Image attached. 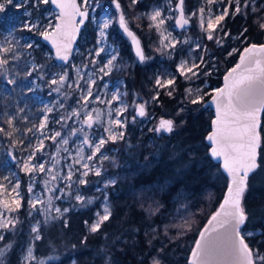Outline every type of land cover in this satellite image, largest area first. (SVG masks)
Instances as JSON below:
<instances>
[{
    "label": "snow or ice",
    "instance_id": "obj_1",
    "mask_svg": "<svg viewBox=\"0 0 264 264\" xmlns=\"http://www.w3.org/2000/svg\"><path fill=\"white\" fill-rule=\"evenodd\" d=\"M54 4L59 9V20L54 27L51 23L42 26L40 19H26L20 25V30L36 32L45 41H50L55 48V58L67 62L72 55V45L85 20L89 19L88 9L92 7L89 0H20L16 7L31 4L39 9L41 4ZM171 3V0H169ZM11 4L12 0H6ZM138 3L131 0L130 7ZM117 10L116 23L132 38L135 45V55L139 62L144 63L150 59L145 55L139 39L129 27V21L121 7L120 0H112ZM5 10V3L0 2V12ZM257 11L254 0H203L201 6L190 12L187 16L184 11V0H176L175 8H169V12H176L175 17L166 15L162 8H154L147 14L151 21L149 27L154 28L159 34V49L166 50L171 56L177 49V45H189V53L195 51L197 56L189 59H180L172 72L156 75L153 82V94L150 97L152 103H158L161 93L172 97L176 92L177 79L193 81L201 75L208 76L210 71L203 53L207 52L206 45L189 38L179 39L164 27L168 20H174L176 26L187 30L195 18L197 27L202 33V39L213 41L220 47L230 36L225 30L223 21L231 14L247 15L248 11ZM31 17L32 13H25ZM79 17V21H77ZM139 19V18H138ZM113 23L111 17H106L99 27V35L95 45L88 51L86 60L80 66L72 65L75 76L70 77L68 72L59 74L50 81L52 92L61 93V88H75L78 99L74 101L76 107L65 108V104L57 100L51 107H45L44 115L38 123L25 126L23 129L17 126V116L7 115L3 121L7 128L0 126V134H4L15 140L21 151L26 155L19 158L20 170L29 176L26 192L29 198L27 215L32 217L30 224L31 239L22 248L20 264H47L44 258L36 255V242L43 239L42 227L62 220L67 227L66 214L81 207H88L94 202V197H86L81 186L89 183L87 177L100 176L105 161L112 158L106 153L105 145L126 141V133L129 124H135L138 118L148 116L149 100H144L134 95L131 103L124 98L127 92L121 93L116 88L110 97L100 95L101 87L98 81H104L106 76H111L114 71H120L124 65L119 50L107 44L106 29ZM260 27L264 29V24ZM51 29V30H50ZM244 29L238 39L247 37ZM15 41V42H14ZM12 32L0 43V76H4L8 85H15L16 80L10 75L8 65L10 60H19L23 54ZM39 47V44H36ZM22 47L33 48L32 42H26ZM233 52L239 49H233ZM104 54L102 57L101 54ZM232 52L229 53L231 55ZM30 55V54H29ZM42 65L32 63V71H39ZM107 88V84L103 85ZM212 92L205 93L203 89H185L188 103L193 105L203 101L205 95L212 98L216 108V118L212 122L213 130L206 137L210 142V156L223 158V168L230 177L227 193L219 210L211 215L207 225L199 232V239L191 253V264H264V252L259 248L250 246L247 238L255 233L245 228L248 222V213L244 206V194L248 188L250 174L260 168L261 135L260 117L264 113V44H249L243 49L239 63L231 68L224 76L223 87L216 88ZM66 100L68 93H62ZM96 103H103L106 108L93 107ZM116 106L113 108L112 105ZM132 109L131 119L125 113ZM63 110V111H61ZM183 108L178 110L183 112ZM19 109V112H23ZM53 111L57 115L50 121L49 114ZM26 121L27 117H21ZM71 122V123H70ZM102 127V132L91 131L94 126ZM175 121L172 119H160L153 131L157 134L172 133L175 129ZM18 134V135H17ZM25 140L27 143L25 144ZM46 141L50 144H46ZM14 145V146H15ZM131 147V144H128ZM49 149H54L50 151ZM87 149V151H86ZM17 160L16 156L11 157ZM37 182L42 187L37 190ZM116 183L115 179H109L104 187ZM61 184L63 187H61ZM100 189L97 188V191ZM75 201L70 208H61L56 201ZM104 203L101 212H97L96 219L88 225L90 233H97L105 222L113 216L111 205L108 203L107 194L103 197ZM25 196L21 191L18 179L12 180L5 176L0 180V264H5V257L13 247V240L4 243L5 236L14 237L20 223L18 215H15L24 206ZM161 205L157 204L156 211ZM151 211V210H150ZM88 222L85 221V224ZM151 227V226H150ZM138 231V230H136ZM155 231V229H153ZM147 235V233H146ZM264 235V231L260 232ZM87 242V237L81 240ZM152 240H148L151 245ZM73 248L76 245H72ZM162 251V249H160ZM101 258L104 264H112V257L108 252L101 250ZM48 259H53L49 257ZM72 264H76L75 260ZM141 264H145L144 261ZM146 264H161L157 256L147 258Z\"/></svg>",
    "mask_w": 264,
    "mask_h": 264
},
{
    "label": "trees",
    "instance_id": "obj_2",
    "mask_svg": "<svg viewBox=\"0 0 264 264\" xmlns=\"http://www.w3.org/2000/svg\"><path fill=\"white\" fill-rule=\"evenodd\" d=\"M101 1L103 7H113L112 0ZM192 1L185 0L189 11L194 7ZM120 3L150 59L144 64L138 62L133 65L135 55L131 45L119 25L116 26L111 40L122 46V56L126 57L119 76L125 78L130 91H137L140 97L150 100L155 76L162 74L164 68L174 70L177 62L176 59L167 60L165 54L160 53L159 34L149 27L151 21L147 12L160 0H138L131 7V0H120ZM254 5L257 11L249 10L246 16L233 17L230 14L225 19L223 25L230 36L224 40L223 47L207 42L218 67L217 77H214V68L208 76L211 87L223 84L225 73L236 64L245 47L252 43L264 44V29L260 27L264 24V9H259L260 0H254ZM244 29H247L244 34L247 39H238ZM88 34L94 41L95 29L91 28ZM235 47L239 51L233 52ZM37 60L43 61L39 53ZM4 84L5 79L0 76V119L5 112ZM188 85V81L177 79V90L172 97L162 92L159 102L150 104L151 111L157 112L160 118L174 119V131L157 134L146 127L129 125L127 143H111L109 149L117 150L114 158L105 162V172L100 176L89 175V183L82 187L83 194L94 197V202L88 207L69 211L67 227L62 220L43 226V239L36 243L39 254L55 250L60 255L55 264H71L73 260L76 264H104L101 258L103 249L111 255L112 264H141L142 261L146 264L152 255L157 256L161 264H190L199 232L219 209L230 178L221 164L210 156L211 146L206 139L214 119V111L209 105L211 96L207 95L199 104L188 103L185 96ZM180 108L184 110L178 114ZM260 132L261 164L249 179L244 206L248 213L245 228L255 233L247 241L250 246L264 252V235H260L264 231V115ZM113 178L116 183L107 187L113 216L99 232L90 233L88 225L94 222L95 213L103 202L96 188ZM157 204L161 205L159 211H156ZM25 205L19 211L18 231L14 237L5 236L4 243L13 240L5 264H20L22 248L31 238L30 224L33 221L27 215ZM84 237H87V242L82 244ZM149 239L152 240L151 245L148 244Z\"/></svg>",
    "mask_w": 264,
    "mask_h": 264
},
{
    "label": "rangeland",
    "instance_id": "obj_3",
    "mask_svg": "<svg viewBox=\"0 0 264 264\" xmlns=\"http://www.w3.org/2000/svg\"><path fill=\"white\" fill-rule=\"evenodd\" d=\"M0 2L5 3V10L3 12H0V43H2L3 40L8 36L9 32H12V35L17 40H19L18 47L20 51L23 53L19 60H15V61L10 60V63L8 65V68L10 70V75L12 78H15L16 84L8 85L6 83L5 77L3 76V78L5 79V84L3 87L4 89L3 92L5 96V112L0 119V126H4L7 128V125L3 123L6 114L16 115L17 126L22 129L25 126H31V124L33 123H38L39 119L44 115L45 107H51L55 105L57 103V100H60V102L64 103L66 109H68L69 107H76L74 101L78 99V93L76 92L75 88L70 89L67 87V85H65L64 87L61 88V93H55L52 92L51 90L52 87L55 86H50V81L53 78L58 77L59 74H63L65 71L68 72L70 77H74L75 70L71 66L73 64L76 66H80L82 63H88V61L86 60L88 51L92 49L93 46L95 45L99 35V27L106 17H111V19L113 20V23L110 25V27L106 29V32L108 34L107 44L114 46L119 50L122 64L124 65L126 57L122 56L121 53L122 46L111 40L112 38L111 35L115 36L114 33L116 30V26L119 25L118 23L115 22L118 13L114 5L113 7H103V2L101 0H89V3L92 5V7L88 9L90 11V19L82 31L81 38L75 49L72 60L68 64H64L63 62H58L55 60L53 52L46 44L43 43L42 37L39 36L38 33H36L35 31L28 32L27 30H20V25L24 20L36 19L37 17L40 19L42 26H47L49 23H51L52 26L54 27L57 24L58 19H56V17L59 15V12L51 5V3H49L48 5L41 4L39 9L37 10L33 8L30 3L26 4L23 7H16V4L20 2V0H12L11 4L6 3V0H0ZM202 3L203 0H193L192 4L194 7L192 10L189 11L186 2L184 0V8L186 11V16L190 12L196 11L201 6ZM175 6H176V0H171V3L169 2V0H160V3H155L151 6L147 14L150 13L154 8L159 7L164 10L166 15L170 14L171 16L175 17L177 15L176 12H171V13L169 12V8L170 7L175 8ZM260 8L264 9V0H260L259 9ZM26 11L32 13L31 17H27L25 15ZM164 27L167 28L169 31H171L172 35L176 38L179 39L189 38L192 41H199L203 45H206L207 52L203 53V55L205 56L207 66L210 65V63L213 61L211 63V68L207 70L211 72V69L214 68L213 69V73H215L214 77H217L216 72L218 70V67H217V63L215 62L216 57L212 55L213 51L211 50L209 44L207 43L208 41L206 39H202V33L197 27V22L195 18L192 19V25L188 27L186 31L178 30L177 26L174 23V20L172 19L168 20V22L166 23V25H164ZM91 28L95 29L96 31V37L94 41L91 40L88 34ZM26 42H32L33 48L28 49L22 47ZM37 43L39 44V47L36 46ZM216 46L219 47L217 44ZM188 49H189V45H177L176 51L171 56H169L166 50L164 51L160 50V53L161 54L164 53L165 58L167 60L172 61L176 59L177 61L176 63H178L180 59H189V56L195 58L197 56V53L195 51L189 53ZM233 49H238V47H235ZM38 53L40 57L43 59L42 62H39L37 60ZM101 56L103 57L104 54L102 53ZM32 63L42 65V67L39 69L38 72L33 71L32 75L28 76L27 72L32 71L31 69ZM136 63H138V60L134 56L133 65H135ZM172 71L173 70L171 69H166V68L163 69V73L172 72ZM119 72L120 71H114L111 76H106L104 78V81H98V85H100L101 87L100 95L102 97L105 96L110 97L111 93L115 91L116 88H119L121 93L127 92V96L124 99L128 103H131L134 95H138V96L140 95L137 91L129 90L127 81L125 80L124 77L119 76L120 74ZM208 76L201 75L200 78L198 79H194L193 81H188L189 85L187 86V88L191 87L193 90L200 88L203 89L205 93H209V92L214 93L213 90L219 87L217 86L211 87V82H210L211 80L208 79ZM105 84H107V88L103 87V85ZM64 92L68 93V98L66 100L62 96V93ZM206 96L207 95L204 96L203 100H205ZM151 103L152 102L150 101L148 105V116L143 117L141 119L138 118L137 122L134 125L133 124H129V125L132 126L139 125V127L148 128V131H153L152 129L156 127V125L160 120V117L158 116L157 112L151 111L150 109ZM115 106H116L115 104L112 105L113 108ZM93 107L104 110L105 112L104 118L106 119L107 108L103 103H96L93 105ZM19 109H23L24 111L19 112ZM131 112L132 109L130 108L129 111L125 113V116H128L129 119H131ZM56 115H57L56 111L50 113L49 120L51 121ZM25 116L27 117L26 121L21 119V117H25ZM91 131L100 133L102 132V127L98 125L94 126V128ZM26 143L27 140H25V144ZM46 144H50V142L46 141ZM110 144L111 143L105 145L104 150L113 159L114 153L116 152L117 149L115 148L109 149ZM14 145H15V140L10 139L4 134H0V180H2L3 177L5 176L9 177V179L12 180L18 179L21 185V191L25 196V201H27V199L29 198V194H27L26 192V186L29 183L30 178L27 174H25L23 171L20 170V166L18 163L19 158L26 155V153L21 151L19 145H15V146ZM49 150L54 151V149H49ZM12 156H16L17 160L15 161L12 160L11 159ZM105 162L102 167L101 174L104 173L106 170ZM87 179L89 181V176L87 177ZM106 182L107 181H105V183ZM41 187L42 185L39 182H37V190H40ZM61 187H63L62 184ZM82 187L83 185L81 186V191L83 193ZM97 188L100 189L99 190L100 193L98 196L104 197V194L106 193L108 197L109 193L107 188L104 187V185L98 186ZM74 203L75 201H69V200L56 201V204L60 206L62 209L70 208L71 205ZM103 203L104 200L102 202V207H103ZM108 203L111 205L109 197H108ZM26 205L25 207L28 209V205L27 206ZM102 207L97 212H101ZM15 215L19 216V212L16 213ZM95 219H96V215H95ZM36 255L40 258H44L47 261V264H55L60 259L59 257L60 255L55 250H50L44 255L39 254L37 251V245H36ZM49 257H53V259H48Z\"/></svg>",
    "mask_w": 264,
    "mask_h": 264
},
{
    "label": "water",
    "instance_id": "obj_4",
    "mask_svg": "<svg viewBox=\"0 0 264 264\" xmlns=\"http://www.w3.org/2000/svg\"><path fill=\"white\" fill-rule=\"evenodd\" d=\"M80 2V0H77V3H79ZM51 3V2H50ZM55 9H57L58 10V12H59V9L54 5V4H51ZM122 7V6H121ZM184 11H185V8H184ZM88 12H89V19H90V11L88 10ZM185 15H186V11H185ZM77 19V21H79V17H77L76 18ZM89 19L88 20H85V22H84V24L80 27V31H79V33L77 34V36H76V40H75V42L73 43V45H72V55L69 57V60L67 61V62H64V61H60V60H58V59H56L55 58V55H54V58H55V60L56 61H58V62H63L64 64H68L71 60H72V58H73V55H74V52H75V49H76V47H77V45H78V43H79V40H80V38H81V34H82V31H83V29L85 28V26H86V24H87V22L89 21ZM57 23H59V20H57ZM191 25H192V23H191ZM190 25V26H191ZM189 26V27H190ZM120 27V26H119ZM129 27H130V29H131V31H133L134 33H135V35H136V37L139 39V41H140V43H141V46H142V48L144 49V52H145V47H144V44H143V41H142V39H141V37L138 35V33L129 25ZM177 28H178V30H182V29H180L178 26H177ZM121 29V28H120ZM121 31L126 35V37H127V39H128V41H129V43H130V45H131V48H132V51H133V53H134V55H135V45H134V43H133V41H132V38L131 37H129L122 29H121ZM42 41H43V43L44 44H46L50 49H51V51L53 52V54H55V48L53 47V45L51 44V42L50 41H45L43 38H42ZM257 45H260V44H257ZM243 52V51H242ZM241 52V53H242ZM241 53H240V55H241ZM145 55H146V52H145ZM135 57H136V55H135ZM137 58V57H136ZM138 60V59H137ZM239 60H240V56H239V59H238V61L236 62V64L237 63H239ZM138 62H139V60H138ZM139 63H141V62H139ZM235 64V65H236ZM234 65V66H235ZM233 66V67H234ZM233 67H231V68H233ZM230 68V69H231ZM229 69V70H230ZM228 70V71H229ZM227 71V72H228ZM227 72L225 73V75L227 74ZM224 75V76H225ZM223 85H224V77H223V84L220 86V87H223ZM219 87V88H220ZM213 95H214V93H213ZM209 105H210V107L212 108V110L214 111V119H213V121L215 120V118H216V108H215V104L212 102V98L210 97V99H209ZM263 115H264V113H262L261 114V117H260V128L258 129V131L260 132V129H261V126H262V119H263ZM141 119V118H140ZM160 119H172V118H170V117H161ZM173 121H174V119H172ZM212 121V122H213ZM212 130H213V123H212V125H211V131L209 132V134L212 132ZM166 134H169V133H166ZM208 134V135H209ZM260 135H261V132H260ZM209 142V141H208ZM209 144H210V142H209ZM211 146V145H210ZM259 152H260V149H259ZM217 162H219L220 164H221V166H222V168H223V158L221 157V158H214ZM223 170H224V168H223ZM224 172L228 175V173L224 170ZM253 174V173H252ZM252 174H250V176H249V179H250V177H251V175ZM229 176V175H228ZM230 178V177H229ZM248 183H249V180H248ZM226 193H227V191H226ZM246 193V192H245ZM226 195V194H225ZM245 195V194H244ZM222 203H223V201H222ZM221 203V204H222ZM219 210V209H218ZM206 225H207V223H206ZM205 225V226H206ZM204 226V227H205ZM199 239V238H198ZM192 258V257H191ZM190 264H191V259H190Z\"/></svg>",
    "mask_w": 264,
    "mask_h": 264
}]
</instances>
